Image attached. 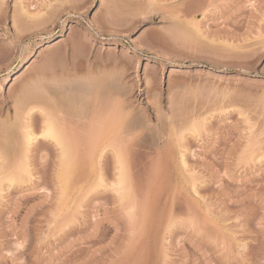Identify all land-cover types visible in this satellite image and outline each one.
Segmentation results:
<instances>
[{
    "label": "rangeland",
    "instance_id": "obj_1",
    "mask_svg": "<svg viewBox=\"0 0 264 264\" xmlns=\"http://www.w3.org/2000/svg\"><path fill=\"white\" fill-rule=\"evenodd\" d=\"M0 177V264H264V0H0Z\"/></svg>",
    "mask_w": 264,
    "mask_h": 264
},
{
    "label": "bare ground",
    "instance_id": "obj_2",
    "mask_svg": "<svg viewBox=\"0 0 264 264\" xmlns=\"http://www.w3.org/2000/svg\"><path fill=\"white\" fill-rule=\"evenodd\" d=\"M24 15H26L27 16V14H24ZM29 68V66L28 67H26V70L25 71H27V69ZM15 80H16V78H15ZM51 82V81H50ZM53 82H55V81H53ZM49 83V82H48ZM47 83V84H48ZM40 84H41V80H40ZM44 84V83H43ZM47 84L45 85V86H47ZM51 84V83H50ZM37 85V84H36ZM50 86V85H49ZM53 86V85H52ZM51 86V87H52ZM56 86V85H55ZM59 86V85H58ZM62 86V85H61ZM64 87H67V86H65V85H63ZM95 86V85H94ZM50 87V88H51ZM69 87V86H68ZM73 87V86H72ZM97 87V89H99L100 87H98V86H96ZM33 88H34V86H33ZM47 88L49 89V87L47 86ZM58 88H62V87H57L56 86V88L55 89H49V90H47L46 89V91H45V94L44 93H41L40 92V94L39 93H37L36 92V95H37V97L35 96V93H34V90H33V93H34V96L36 97L35 98V103H37L38 105H36L37 107H40V108H42V109H48L49 111L52 109V110H59L63 105L61 104V102H60V99H61V94H63L62 92L64 91V88H62V92L60 91V89H58ZM74 88V87H73ZM37 90H38V87L36 88ZM40 89H42V87L40 88ZM44 89V88H43ZM56 89H58L60 92H61V94H60V96H59V92H58V90H56ZM65 89H67V88H65ZM71 89V88H70ZM70 89H68V90H70ZM75 89V88H74ZM96 89V88H95ZM96 89V90H97ZM102 89V88H101ZM101 89H99V90H101ZM88 90V89H87ZM90 90H91V88H90ZM94 90V89H93ZM92 90V91H93ZM30 91H31V89H30ZM39 91H41V90H39ZM91 91V92H92ZM103 91V90H102ZM28 92H29V90H28ZM43 92V91H42ZM66 92H68V91H66ZM88 92H89V90H88ZM87 92V93H88ZM95 92H97V91H95ZM25 93H27V92H25ZM64 93H65V91H64ZM70 93V92H69ZM93 93V92H92ZM32 94V93H31ZM44 96H43V95ZM94 94V97H95V93H93ZM98 94V93H97ZM106 94V93H105ZM30 95V94H29ZM28 94H26L24 97H28L29 96ZM44 97V101H43V97ZM68 95V94H67ZM88 95L90 96V99H91V93H88ZM87 95V96H88ZM107 95V94H106ZM64 96V95H63ZM30 97V96H29ZM28 97V98H29ZM42 97V98H41ZM38 98V99H37ZM39 98L41 99V101H42V104H40V103H38V101L37 100H39ZM93 98V97H92ZM97 98V97H96ZM26 99V98H25ZM33 100H34V98H32ZM37 99V100H36ZM63 99H64V97H63ZM88 99H89V97H88ZM98 99V98H97ZM27 100V99H26ZM62 100V99H61ZM87 100V99H86ZM95 102L97 101V100H95V99H93ZM93 100H91L90 101V103L88 104V105H92V103L94 104V101ZM32 101V100H31ZM31 101H29L28 103H32ZM37 101V102H36ZM93 101V102H92ZM102 102V101H101ZM22 103V102H21ZM27 103V102H26ZM25 103V104H26ZM59 103V104H58ZM65 103V102H64ZM86 103V102H85ZM23 104V103H22ZM21 104V105H22ZM39 104H40V106H39ZM96 104V103H95ZM107 104V103H106ZM30 106H31V104H29ZM28 105V106H29ZM33 106V108L35 107L36 108V106ZM59 105H62L60 108H59ZM90 105V106H91ZM27 106V107H28ZM89 106V107H90ZM101 106V105H100ZM32 107V106H31ZM31 107H30V109H31ZM66 107V106H65ZM86 107V106H85ZM58 108V109H57ZM88 108V107H87ZM37 109V108H36ZM70 109V108H69ZM81 109V108H80ZM79 109V110H80ZM89 109V108H88ZM104 109V108H103ZM31 110H33V109H31ZM41 110V109H40ZM71 110V109H70ZM74 110V109H73ZM77 110V109H76ZM60 111V110H59ZM69 111V110H68ZM83 110L81 109L79 112H82ZM88 111H91V109H89ZM44 113H45V111H43ZM64 112V111H63ZM71 112V111H70ZM77 112H78V110H77ZM78 112V114H76L75 113V111H74V113H75V115H77L78 117L80 116V118H81V114H83V113H79ZM50 113V112H49ZM51 113H53V114H55V112H53V111H51ZM50 113V114H51ZM73 113V112H72ZM92 113V112H91ZM27 114H29L28 112H27ZM45 114H47V115H45V118H46V116H47V118L45 119L46 120V122H44V125L41 127L42 128V130H41V133H39V134H37V135H35V134H32L31 132H26L25 133V135H24V137L22 138L23 139V143H24V148L25 149H23V151L25 150L26 152L29 150V147H30V145H31V143L36 139V137L38 138H42V139H45V140H49V141H51L52 143H54L56 146H58V147H61V160H62V162L60 163V164H62L60 167L62 168V171L61 172H63V173H65L66 174V177H67V175L69 174V173H73V171L76 169V168H79V162L77 163L76 162V160L77 159H75V155L77 154V151L80 149V147H79V149H78V141L77 140H74L75 138H73L72 136H71V134H69L70 132L72 133V135H73V132H76V130L77 129H81V128H78V126H77V128H76V130H75V127H68V125H70V124H65L64 125V123H66V121H61L60 120V118H56L55 117V115H54V117L52 116V115H50V114H48L47 112L45 113ZM60 114V113H59ZM64 114H67V113H64ZM67 115H70L69 113L67 114ZM74 115V114H73ZM84 115V114H83ZM90 115V114H89ZM93 115V113L91 114V116ZM57 116H58V114H57ZM71 116V115H70ZM85 117H87L86 115H84ZM59 117V116H58ZM60 117H62V116H60ZM72 117H74V116H72ZM77 117V118H78ZM90 117V116H89ZM82 118H83V116H82ZM97 118V117H96ZM88 119V118H87ZM63 120V119H62ZM66 120V119H65ZM15 122H16V120H15ZM71 122V121H70ZM67 123H68V121H67ZM75 123H72L71 122V125H74ZM78 124V123H77ZM93 124V123H92ZM91 124V125H92ZM66 126V127H65ZM81 126V125H80ZM67 127H68V129H67ZM89 127V126H88ZM86 128V127H85ZM22 129V128H21ZM24 129V128H23ZM26 130L28 129V128H25ZM24 129V130H25ZM74 129V130H73ZM25 130V131H26ZM24 131V132H25ZM78 131V130H77ZM23 133V132H22ZM76 134V133H75ZM79 134V133H78ZM74 136V135H73ZM79 137V136H78ZM77 137V139H79ZM73 138V140H71ZM101 139V138H100ZM99 139V140H100ZM103 139V138H102ZM80 140V139H79ZM80 142V141H79ZM80 143H82V142H80ZM88 143V142H87ZM97 143H98V141H97ZM97 143H96V145H97ZM91 144H93V143H90V145L89 144H86V146H84V147H87L88 149H86L87 151H85V154H86V156L87 157H90V159H91V157L93 158V155L95 154V153H97L98 151H100V149L102 148H96L95 147V149H93V146L91 145ZM83 145V144H82ZM81 145V146H82ZM85 145V144H84ZM80 146V145H79ZM99 146H101V145H99ZM8 146H6V148H7ZM5 148V149H6ZM24 151V152H25ZM80 151V150H79ZM101 152V151H100ZM84 154V153H83ZM97 155V154H96ZM24 156H25V153H24ZM78 156V155H77ZM95 156V155H94ZM24 158H26V157H24ZM80 159V158H79ZM85 159V158H84ZM94 159V158H93ZM92 159V160H93ZM22 160H23V158H22ZM91 160V161H92ZM21 161V160H20ZM25 161L26 160H23V162L24 163H19V165L17 164V166L15 167V169H14V167H13V172L15 171V173H13V175H11L9 178H4V177H0V187H1V183L3 182V180L4 179H6V181H8V183L9 184H13V183H24V181H25V179L24 178H26V177H24L25 175H28L29 174V171H28V168H27V162L25 163ZM79 161V160H78ZM80 161H82L81 159H80ZM88 161H89V158H88ZM87 161V159H85V161H82V162H84L83 164H86V162H88ZM22 162V161H21ZM90 162V161H89ZM88 162V163H89ZM119 162H121V161H119ZM89 165V164H88ZM15 166V165H14ZM83 167L85 166V165H82ZM81 167V166H80ZM79 170V169H78ZM77 171V170H76ZM75 171V172H76ZM80 171V170H79ZM62 174V173H61ZM63 175V174H62ZM122 176V175H121ZM120 176V178L119 179H121L122 180V177ZM62 177V176H61ZM65 177V178H66ZM2 178V179H1ZM4 178V179H3ZM62 178H64V177H62ZM62 180H64V179H61V183H63V185H64V187L65 186H67L68 184H66L65 183V181L64 182H62ZM121 180H118V181H120L121 182ZM5 181V180H4ZM67 181H68V179H67ZM118 183V182H117ZM122 184V183H121ZM120 184V185H121ZM122 186V185H121ZM120 186V187H121ZM64 187H63V189H64ZM118 187H119V185H118ZM67 190V189H66ZM66 190H64V191H66ZM62 191V190H61ZM62 194V193H61ZM64 195V194H63ZM62 195V196H63ZM64 198V197H63Z\"/></svg>",
    "mask_w": 264,
    "mask_h": 264
}]
</instances>
